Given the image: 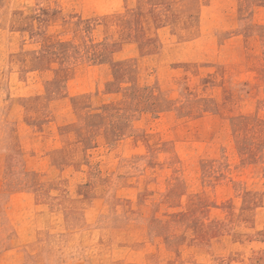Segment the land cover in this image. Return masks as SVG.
Instances as JSON below:
<instances>
[{
	"label": "rangeland",
	"instance_id": "rangeland-1",
	"mask_svg": "<svg viewBox=\"0 0 264 264\" xmlns=\"http://www.w3.org/2000/svg\"><path fill=\"white\" fill-rule=\"evenodd\" d=\"M0 264H264V0H0Z\"/></svg>",
	"mask_w": 264,
	"mask_h": 264
}]
</instances>
